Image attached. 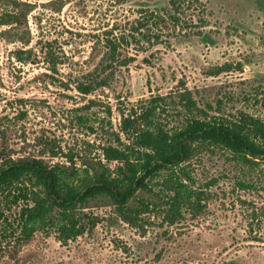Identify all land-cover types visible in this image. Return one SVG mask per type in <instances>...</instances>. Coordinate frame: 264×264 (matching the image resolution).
Here are the masks:
<instances>
[{
  "label": "rangeland",
  "instance_id": "obj_1",
  "mask_svg": "<svg viewBox=\"0 0 264 264\" xmlns=\"http://www.w3.org/2000/svg\"><path fill=\"white\" fill-rule=\"evenodd\" d=\"M177 6L180 22L164 29L163 43L124 45L116 67L97 74L108 83L84 93L78 86L102 59L104 33L128 28L141 10H174L171 0H0V147L51 163L98 162L106 130L122 135L121 112L158 95L156 120L170 130L199 109L264 122V0ZM182 94L195 100L192 113ZM182 165L204 197L175 222L157 207L130 224L99 196L83 207L99 217L91 233L63 242L38 230L15 246L0 235V264H264V162L246 165L205 143ZM164 176L152 179L153 192L167 191ZM19 208L5 210L8 220Z\"/></svg>",
  "mask_w": 264,
  "mask_h": 264
},
{
  "label": "trees",
  "instance_id": "obj_2",
  "mask_svg": "<svg viewBox=\"0 0 264 264\" xmlns=\"http://www.w3.org/2000/svg\"><path fill=\"white\" fill-rule=\"evenodd\" d=\"M180 2L171 0L174 10H141L139 18L128 28L106 31L100 39L105 47L102 59L86 74L87 81L80 82L78 89L90 93L97 85H106L108 78L98 79L97 74L116 67L124 45L145 47V43L151 46L163 43L164 29L180 22L177 6ZM125 59L129 61L130 57ZM221 70L218 68L213 73ZM182 96L187 101L185 109L192 113L197 108L195 100L186 94ZM163 100L158 95L130 107L128 112H121L122 135L106 130L104 160L98 162L89 160L78 166L69 158L68 164L51 163L42 154L15 157L11 149L1 146L0 225L3 222L6 225L0 235L6 243L21 245L38 230H53L63 242L91 233L99 217L83 207L99 196L108 197L118 215L130 224L135 225L143 213L157 207L164 212L165 220L175 222L183 216L184 208L200 207L204 197L203 190L193 188L188 182L191 178L182 165L198 144L223 147L246 165L264 162V122L260 118L241 111L232 119L199 109L198 115H191L170 130L155 117L157 111H164ZM161 172H165L163 183L167 189L163 194L153 192L150 186ZM13 205L20 208L16 219L11 221L5 210Z\"/></svg>",
  "mask_w": 264,
  "mask_h": 264
}]
</instances>
